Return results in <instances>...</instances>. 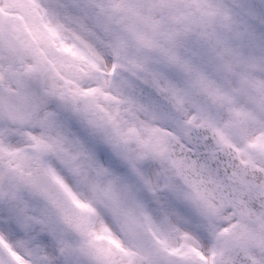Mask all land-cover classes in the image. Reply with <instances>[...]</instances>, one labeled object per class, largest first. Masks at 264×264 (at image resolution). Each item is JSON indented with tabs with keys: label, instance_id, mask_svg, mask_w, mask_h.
<instances>
[{
	"label": "snow or ice",
	"instance_id": "snow-or-ice-1",
	"mask_svg": "<svg viewBox=\"0 0 264 264\" xmlns=\"http://www.w3.org/2000/svg\"><path fill=\"white\" fill-rule=\"evenodd\" d=\"M0 264H264V0H0Z\"/></svg>",
	"mask_w": 264,
	"mask_h": 264
}]
</instances>
